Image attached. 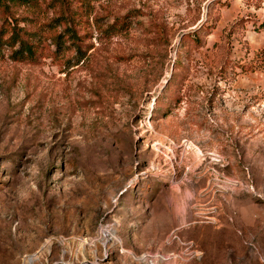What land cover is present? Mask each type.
Returning a JSON list of instances; mask_svg holds the SVG:
<instances>
[{"label":"rangeland","instance_id":"374dc122","mask_svg":"<svg viewBox=\"0 0 264 264\" xmlns=\"http://www.w3.org/2000/svg\"><path fill=\"white\" fill-rule=\"evenodd\" d=\"M66 4L80 51L0 52V264H264V0Z\"/></svg>","mask_w":264,"mask_h":264},{"label":"trees","instance_id":"16d2710c","mask_svg":"<svg viewBox=\"0 0 264 264\" xmlns=\"http://www.w3.org/2000/svg\"><path fill=\"white\" fill-rule=\"evenodd\" d=\"M76 1L78 9L74 12L80 16L79 9L94 0ZM42 5L48 6L47 9H52L60 15L46 25L50 31L49 35H44L38 26L37 17ZM69 11L72 9L66 4V0H0V52L8 53V58L13 63L38 66L43 59L56 55L65 42H70L72 46H76L77 51H80L83 44L74 25L78 18H75V15ZM22 12L30 16L26 14L20 16ZM207 21L198 29L181 36L179 44L185 52L177 53L173 70L185 69L181 61L190 58V50L193 47L185 42H192L196 45L201 43L200 33L205 31L206 35L210 29ZM58 29L61 31L58 32ZM171 82H174V79ZM158 100L159 98L155 99V105Z\"/></svg>","mask_w":264,"mask_h":264}]
</instances>
